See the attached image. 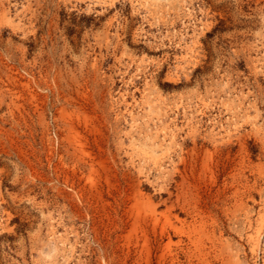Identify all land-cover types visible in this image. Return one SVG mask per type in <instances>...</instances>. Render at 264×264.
Returning <instances> with one entry per match:
<instances>
[{"label": "rangeland", "instance_id": "374dc122", "mask_svg": "<svg viewBox=\"0 0 264 264\" xmlns=\"http://www.w3.org/2000/svg\"><path fill=\"white\" fill-rule=\"evenodd\" d=\"M0 264H264V0H0Z\"/></svg>", "mask_w": 264, "mask_h": 264}]
</instances>
